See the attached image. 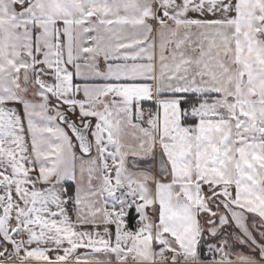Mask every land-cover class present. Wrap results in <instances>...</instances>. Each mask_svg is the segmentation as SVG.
I'll list each match as a JSON object with an SVG mask.
<instances>
[{"label":"snow or ice","instance_id":"6c2138e0","mask_svg":"<svg viewBox=\"0 0 264 264\" xmlns=\"http://www.w3.org/2000/svg\"><path fill=\"white\" fill-rule=\"evenodd\" d=\"M0 264H264V0H0Z\"/></svg>","mask_w":264,"mask_h":264}]
</instances>
